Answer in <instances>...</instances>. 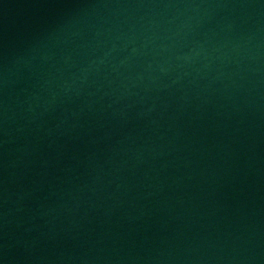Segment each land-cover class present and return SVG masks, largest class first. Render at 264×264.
Returning a JSON list of instances; mask_svg holds the SVG:
<instances>
[{
  "label": "water",
  "instance_id": "water-1",
  "mask_svg": "<svg viewBox=\"0 0 264 264\" xmlns=\"http://www.w3.org/2000/svg\"><path fill=\"white\" fill-rule=\"evenodd\" d=\"M0 264H264V0H0Z\"/></svg>",
  "mask_w": 264,
  "mask_h": 264
}]
</instances>
